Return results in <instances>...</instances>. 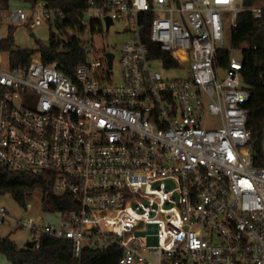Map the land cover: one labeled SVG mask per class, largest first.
<instances>
[{"label": "built area", "instance_id": "built-area-1", "mask_svg": "<svg viewBox=\"0 0 264 264\" xmlns=\"http://www.w3.org/2000/svg\"><path fill=\"white\" fill-rule=\"evenodd\" d=\"M245 1L87 0L75 80L40 54L11 68L0 52V171L45 179L41 209L58 219L29 216L31 199L20 220L0 205V224L29 229L34 249L42 235L70 240L76 258L115 247L118 264H264V131L257 149L245 48L225 33L263 18L264 1ZM7 13L33 31L57 12L40 0ZM118 22L117 53L96 38Z\"/></svg>", "mask_w": 264, "mask_h": 264}, {"label": "trees", "instance_id": "trees-1", "mask_svg": "<svg viewBox=\"0 0 264 264\" xmlns=\"http://www.w3.org/2000/svg\"><path fill=\"white\" fill-rule=\"evenodd\" d=\"M32 1L36 3L40 0ZM43 1L57 13L55 31L51 30L50 33V45L42 48L38 54L41 55L43 63L46 65L58 63V68L75 80L77 65L85 60L82 42L76 38L75 31L83 16L87 0ZM250 1L255 3L264 0ZM8 2L9 0H0V10L7 9ZM12 28H9V36L0 41V52L9 54L11 68L28 66L36 54L14 47ZM67 31L74 34L71 38L63 40L62 37ZM232 44L245 48L242 76L251 91V101L247 105L250 112L248 127L253 131L255 147L258 149L264 131V84L260 78L261 74L264 75V16L255 21L250 16L242 15L233 33ZM229 56L228 53H221L219 62L222 66L227 67ZM150 57L152 60L160 59L167 65L174 66L171 57L157 49H151ZM37 191L44 194L50 191L45 179L25 173L0 171V201L6 195H10L19 205L25 206ZM39 242V249L30 250L19 248L10 238L0 239V254L6 256L11 264H118L120 257L119 249L114 247L106 252L86 249L81 258H76L74 244L70 240L42 235Z\"/></svg>", "mask_w": 264, "mask_h": 264}, {"label": "rangeland", "instance_id": "rangeland-1", "mask_svg": "<svg viewBox=\"0 0 264 264\" xmlns=\"http://www.w3.org/2000/svg\"><path fill=\"white\" fill-rule=\"evenodd\" d=\"M244 0H239V3H242ZM33 6L32 0H9L7 15L17 10L28 11L31 10ZM55 19L52 18L51 21H44L41 26H37L33 31H30L28 27L23 24L15 25L9 18H4L0 14V41L9 36V28L13 27V38H14V47L16 49L33 51L35 54L42 48H47L50 45V33L51 30L55 31ZM85 20H89L88 16H85ZM125 25L122 22H118L112 29L110 34H105L96 38V42L99 46L106 47L108 51H115L118 53L121 44L125 40L124 32ZM226 46L232 48V29L230 26H226ZM31 34H34L33 37ZM72 31H67L63 35L62 39L67 40L73 36ZM86 38L90 37V34L87 33ZM239 56V55H238ZM159 68V67H158ZM116 69H120L116 65ZM159 70L166 77H175L180 74L177 72H164L162 69ZM181 76V75H180ZM207 124H214L208 122ZM43 199V192L37 191L30 201L33 204V208L29 211L28 215L33 217L36 221L44 219L46 222L51 224H56L58 222L57 217L49 216L45 214L41 209V202ZM0 205L6 207L10 212L11 217L14 219L20 220L22 215L25 213L23 207L19 205L10 195H6L0 201ZM10 238L19 248H26V244L35 239V235L29 230L24 228H18L15 220L8 219L5 223L0 224V239ZM0 264H11L6 256L0 254Z\"/></svg>", "mask_w": 264, "mask_h": 264}, {"label": "water", "instance_id": "water-1", "mask_svg": "<svg viewBox=\"0 0 264 264\" xmlns=\"http://www.w3.org/2000/svg\"><path fill=\"white\" fill-rule=\"evenodd\" d=\"M250 3H251L250 0H246L245 3H244V5H245V6H249ZM107 26H108V28H109V26H110V20H108V25H107ZM31 35H32L33 37L35 36L34 34H31ZM107 56H108V58L110 59V66H111V65H112V61H113V58H114V55H113V54H108ZM35 245H36V242H35V241H30V242H28V243L26 244V248L32 250V249H34Z\"/></svg>", "mask_w": 264, "mask_h": 264}, {"label": "crops", "instance_id": "crops-1", "mask_svg": "<svg viewBox=\"0 0 264 264\" xmlns=\"http://www.w3.org/2000/svg\"><path fill=\"white\" fill-rule=\"evenodd\" d=\"M4 10H6V9H4ZM0 11H2V9Z\"/></svg>", "mask_w": 264, "mask_h": 264}]
</instances>
